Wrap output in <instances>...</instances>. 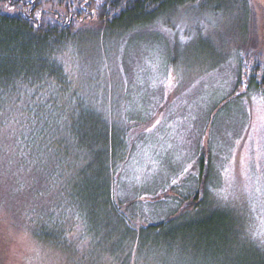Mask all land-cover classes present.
Masks as SVG:
<instances>
[{
	"label": "rangeland",
	"instance_id": "obj_1",
	"mask_svg": "<svg viewBox=\"0 0 264 264\" xmlns=\"http://www.w3.org/2000/svg\"><path fill=\"white\" fill-rule=\"evenodd\" d=\"M174 9L175 5L165 7L130 27L85 28L75 37L79 61L75 84L84 92L77 108L83 113L87 105L88 112L86 118L77 114L73 149H69L82 168L73 167L71 176H99L97 162H103L106 154L94 141L102 136L99 118L105 110L113 111V122L122 128L113 131L114 156L124 157L117 174L118 196L129 205V218L157 223L182 207L172 198L176 191H188V178L197 189L195 163L207 150L206 187L211 200L221 206L219 211L236 213L237 222L264 244V238L256 235L264 230V96L255 90L237 97L231 94L241 46L253 43L252 39L258 46L264 43V0H253L252 7L248 0H196L182 9L176 7L177 12ZM117 39L121 42L115 46ZM110 95L117 96L116 101L105 106L104 97ZM152 118L154 123L143 127ZM158 119L161 124L153 127ZM126 132L135 141L123 153L120 146ZM189 164L194 167L184 173ZM174 179L176 184L171 182ZM138 194L148 199L140 204L135 199ZM5 208L0 204V264H68L54 243L37 239L17 222L11 206L9 211ZM209 211L205 206L170 222L169 234L183 229L180 236L170 235L167 240L174 248L170 255L160 248L158 259L141 257L138 264L220 262L223 253L234 251L231 236L221 251L213 250L211 243L184 238L186 225ZM232 221L231 230L235 215Z\"/></svg>",
	"mask_w": 264,
	"mask_h": 264
},
{
	"label": "trees",
	"instance_id": "obj_2",
	"mask_svg": "<svg viewBox=\"0 0 264 264\" xmlns=\"http://www.w3.org/2000/svg\"><path fill=\"white\" fill-rule=\"evenodd\" d=\"M193 1L196 0H57L51 8H45L44 4L52 0H34L29 8L28 0H15L16 7L28 11L0 10V204L6 211L11 206L17 222L37 239L54 243L68 264H138L141 257L158 259L160 248L170 255L174 248L167 240L182 234L183 229L171 235L167 225L205 206L211 211L187 224L184 238L211 243L213 250L221 251L231 236L234 251L223 253L220 262L214 264H264V244L237 222L236 213L219 211L221 206L208 195L207 150L198 155L195 163L197 189L188 184V178L185 189L193 194L176 191L168 202L172 198L182 207L157 223L129 218V205L118 196L117 174L124 157L114 156L113 131L122 128L113 122V111L105 110L104 117L99 118L102 136L94 141L106 154L103 162H97L99 176H71L73 167L82 168L73 161L74 152L69 148L73 149L77 114H82L77 105L84 100V92L75 84L79 69L75 37L85 28L130 27L165 7L175 5L177 12L180 9L176 7L182 9ZM6 3L0 0V4ZM37 10L41 12L39 19L35 17ZM252 41L241 46L232 96L249 90L264 96V43L258 46L255 39ZM118 42L121 41L117 39L115 46ZM111 96L104 97L105 106L116 101L117 96ZM21 113L27 119H22ZM153 119L146 120L143 127L154 123L156 118ZM123 136L125 143L120 150L125 153L135 139L129 132ZM79 141L86 146L81 137ZM84 157L87 155L77 159ZM135 199L141 204L148 197L138 194ZM234 215L237 223L231 230Z\"/></svg>",
	"mask_w": 264,
	"mask_h": 264
},
{
	"label": "snow or ice",
	"instance_id": "obj_3",
	"mask_svg": "<svg viewBox=\"0 0 264 264\" xmlns=\"http://www.w3.org/2000/svg\"><path fill=\"white\" fill-rule=\"evenodd\" d=\"M21 2H24V0H21ZM56 2H57V0H52L51 3H45L44 7L45 8H51L52 5L55 4ZM85 2H87V0H85ZM99 2H100V0H98V3ZM28 3H29V8H31L33 6L34 0H28ZM248 4L250 7H252L253 0H248ZM257 7H261V5L258 4ZM0 10L5 11V12H15V11H21V10H23L25 12L28 11V9H20V8L16 7L15 0H7L6 4H0ZM93 13H95V9H93ZM35 17L37 19H39L41 17V12L39 10L36 11ZM261 58L264 59V56H262ZM171 86H172L171 77H169V87H171ZM87 112H88V107H87V105H85L84 111L82 113V115H85V118H86ZM20 115H21L22 119H27L26 117H23L22 113ZM5 122H7V120ZM159 124H161V120L158 119V120H156V124L153 125V127H155L156 125H159ZM147 131L151 132L152 129H147ZM254 131H255V129H254ZM249 138L251 139V137H249ZM171 147H172V145L169 144L168 148L170 149ZM152 163H155V161H153ZM192 167H194V165L189 164L187 167H184L182 171L184 173H188V172H190ZM137 180H139V177H137ZM171 182H172V184H176L177 180L174 179ZM256 235L258 237L264 238V230L258 232ZM262 242H264V239H262Z\"/></svg>",
	"mask_w": 264,
	"mask_h": 264
}]
</instances>
